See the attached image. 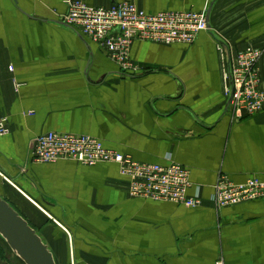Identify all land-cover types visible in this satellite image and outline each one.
Listing matches in <instances>:
<instances>
[{
  "label": "crops",
  "instance_id": "obj_1",
  "mask_svg": "<svg viewBox=\"0 0 264 264\" xmlns=\"http://www.w3.org/2000/svg\"><path fill=\"white\" fill-rule=\"evenodd\" d=\"M82 1L206 13L209 29L193 44L135 40L141 70L131 74L64 24L63 0H0V120L10 129L0 197L57 264H264V200L219 210L211 200L220 175L264 180V110L234 121L223 76L230 54L264 51V0ZM259 73L264 90V53ZM49 132L92 136L135 162L179 163L203 205L131 198L116 163L36 162L32 144Z\"/></svg>",
  "mask_w": 264,
  "mask_h": 264
},
{
  "label": "built area",
  "instance_id": "obj_2",
  "mask_svg": "<svg viewBox=\"0 0 264 264\" xmlns=\"http://www.w3.org/2000/svg\"><path fill=\"white\" fill-rule=\"evenodd\" d=\"M68 12L63 22L76 28L92 42L106 50L109 57L125 73L135 74L141 69L130 59L135 40L164 45L193 44L198 34L208 31L206 13L192 11L151 14L135 4L123 2L111 7H91L82 0H63ZM224 61L225 50L219 45ZM261 48L247 46L224 62V90L230 100V114L234 121L254 117L264 110V90L259 73ZM12 71V68H10ZM8 119L0 120V136L10 133ZM33 160L42 164H55L73 160L85 166L99 163H116L122 176L129 179L128 195L131 198L150 199L182 204L188 208L201 207L200 191L189 197L190 173L179 163L160 165L135 162L132 158L107 150L97 138L88 135L49 132L38 136L32 144ZM215 209L232 207L248 201L264 200V180L251 178L236 183L220 175L211 197ZM217 264H225L219 260Z\"/></svg>",
  "mask_w": 264,
  "mask_h": 264
},
{
  "label": "water",
  "instance_id": "obj_3",
  "mask_svg": "<svg viewBox=\"0 0 264 264\" xmlns=\"http://www.w3.org/2000/svg\"><path fill=\"white\" fill-rule=\"evenodd\" d=\"M230 104L229 100L228 108ZM0 235L25 264H57L48 245L29 221L1 197Z\"/></svg>",
  "mask_w": 264,
  "mask_h": 264
},
{
  "label": "rangeland",
  "instance_id": "obj_4",
  "mask_svg": "<svg viewBox=\"0 0 264 264\" xmlns=\"http://www.w3.org/2000/svg\"><path fill=\"white\" fill-rule=\"evenodd\" d=\"M0 264H25L0 235Z\"/></svg>",
  "mask_w": 264,
  "mask_h": 264
},
{
  "label": "trees",
  "instance_id": "obj_5",
  "mask_svg": "<svg viewBox=\"0 0 264 264\" xmlns=\"http://www.w3.org/2000/svg\"><path fill=\"white\" fill-rule=\"evenodd\" d=\"M16 209V208H15ZM30 226L35 229V227L29 222Z\"/></svg>",
  "mask_w": 264,
  "mask_h": 264
}]
</instances>
